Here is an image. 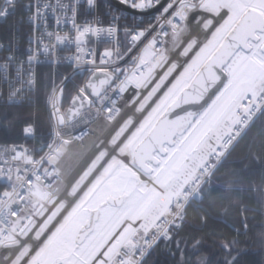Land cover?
<instances>
[{"label":"snow or ice","instance_id":"snow-or-ice-1","mask_svg":"<svg viewBox=\"0 0 264 264\" xmlns=\"http://www.w3.org/2000/svg\"><path fill=\"white\" fill-rule=\"evenodd\" d=\"M17 17L0 42V264H264V207L209 210L264 124V0H0V22Z\"/></svg>","mask_w":264,"mask_h":264},{"label":"trees","instance_id":"trees-1","mask_svg":"<svg viewBox=\"0 0 264 264\" xmlns=\"http://www.w3.org/2000/svg\"><path fill=\"white\" fill-rule=\"evenodd\" d=\"M11 33L12 26L8 23H0V37H8ZM38 71L43 73L49 71V69L41 66L38 67ZM36 107L40 113V119L38 120V125H40L46 116L45 97L43 95L37 98ZM28 111L30 109L25 107L21 109V114H26ZM2 135L3 127L2 123H0V136ZM12 138L19 139V125L17 126V130L12 133ZM28 143L30 144L31 141ZM254 156H258L259 161L254 159ZM233 180L237 181L236 187L242 188V190L226 192L223 188L218 187V185H224ZM261 187H264V124L257 122L240 144L237 145L224 164L221 165L216 176L213 178L211 191L212 196L217 198V204L214 208L210 207L209 210L215 215L222 207L232 205L235 201L237 205L242 203L249 208L256 209L255 214L257 215V220H259V212L264 207V192L259 190ZM205 206L209 207L207 204ZM231 211H235L238 214V208L235 210L230 208ZM249 214L251 215L252 213ZM191 223L195 225L198 222L193 220ZM213 224L214 226L223 227V225L216 224V222H213ZM194 230V228H189V231ZM255 231H258V229L253 230V232ZM247 247L250 249L259 248L254 234ZM242 259L259 262L262 256L259 251H254L252 255H246ZM156 260L157 264H167L168 257L162 253L156 257Z\"/></svg>","mask_w":264,"mask_h":264},{"label":"built area","instance_id":"built-area-1","mask_svg":"<svg viewBox=\"0 0 264 264\" xmlns=\"http://www.w3.org/2000/svg\"><path fill=\"white\" fill-rule=\"evenodd\" d=\"M17 20H18V17L17 18H9V20L6 23H8L10 26H12V30H13V26L16 24ZM0 23L4 24L3 22H0ZM20 28H21V30L18 33V35L20 36V42L19 43H20V48L23 49L24 47H26V34L30 30V28L27 24L20 26ZM10 35L8 37H0V42L6 43L9 39ZM0 55H3V53H0Z\"/></svg>","mask_w":264,"mask_h":264},{"label":"water","instance_id":"water-1","mask_svg":"<svg viewBox=\"0 0 264 264\" xmlns=\"http://www.w3.org/2000/svg\"><path fill=\"white\" fill-rule=\"evenodd\" d=\"M113 3H116V0H112Z\"/></svg>","mask_w":264,"mask_h":264},{"label":"bare ground","instance_id":"bare-ground-1","mask_svg":"<svg viewBox=\"0 0 264 264\" xmlns=\"http://www.w3.org/2000/svg\"><path fill=\"white\" fill-rule=\"evenodd\" d=\"M95 127V126H94ZM89 139H91V138H89Z\"/></svg>","mask_w":264,"mask_h":264}]
</instances>
